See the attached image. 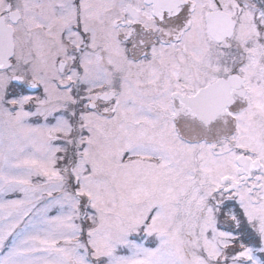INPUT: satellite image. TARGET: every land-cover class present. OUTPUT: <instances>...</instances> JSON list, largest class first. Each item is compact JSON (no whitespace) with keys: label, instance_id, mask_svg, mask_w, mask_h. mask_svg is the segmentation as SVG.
<instances>
[{"label":"snow or ice","instance_id":"obj_1","mask_svg":"<svg viewBox=\"0 0 264 264\" xmlns=\"http://www.w3.org/2000/svg\"><path fill=\"white\" fill-rule=\"evenodd\" d=\"M0 264H264V0H0Z\"/></svg>","mask_w":264,"mask_h":264}]
</instances>
